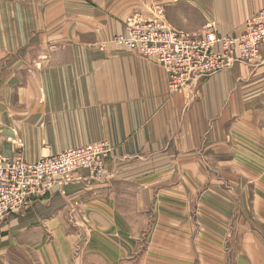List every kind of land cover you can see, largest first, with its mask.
Segmentation results:
<instances>
[{
    "label": "crops",
    "instance_id": "0c3cea01",
    "mask_svg": "<svg viewBox=\"0 0 264 264\" xmlns=\"http://www.w3.org/2000/svg\"><path fill=\"white\" fill-rule=\"evenodd\" d=\"M262 9L264 0H0V158L112 148L103 180L81 171L10 221L14 247L59 256L46 264H264L261 230L246 228V160L264 153L251 146L264 137V52L172 92L164 68L113 43L131 18L239 36Z\"/></svg>",
    "mask_w": 264,
    "mask_h": 264
},
{
    "label": "built area",
    "instance_id": "2783aa9c",
    "mask_svg": "<svg viewBox=\"0 0 264 264\" xmlns=\"http://www.w3.org/2000/svg\"><path fill=\"white\" fill-rule=\"evenodd\" d=\"M113 43L164 68L170 90L178 92L236 65L261 63L264 9L245 22L239 36L219 35L214 25L199 33H189L160 18L130 19L125 33L115 36ZM111 152L107 142H97L37 160H28L23 154L0 158V230L54 191H63L83 180L81 171L89 172V180H103Z\"/></svg>",
    "mask_w": 264,
    "mask_h": 264
},
{
    "label": "rangeland",
    "instance_id": "374dc122",
    "mask_svg": "<svg viewBox=\"0 0 264 264\" xmlns=\"http://www.w3.org/2000/svg\"><path fill=\"white\" fill-rule=\"evenodd\" d=\"M153 18H160V17H152V18H131L136 20H147ZM130 20V19H129ZM128 20V21H129ZM127 21V22H128ZM251 146L256 148H262L264 152V137L263 142L258 143L255 145L251 143ZM261 153H255L254 158L247 157L246 160V167H247V179H248V188H247V202L248 206L246 208V215L248 217L249 223L246 224L247 231H254L258 230L261 232L263 237V246H264V153H263V160L260 163V156ZM256 157H259V163L256 162ZM256 163L258 165H256ZM257 197L263 198V203L259 208H256L255 199ZM261 216L263 222L260 221L257 216ZM262 222V223H261ZM4 230H0V264H46L52 263L59 259V256L56 255H49L45 254L42 255L38 253V255H29L26 254L22 249L18 247H14L15 240L14 237L10 235L9 232L4 233ZM3 232V233H2ZM6 234V235H5ZM78 243V242H77ZM40 251V250H39ZM38 251V252H39ZM28 252L30 249L28 248ZM234 256H231V262ZM235 259V258H234ZM68 262L69 259H68ZM72 264H79L73 263Z\"/></svg>",
    "mask_w": 264,
    "mask_h": 264
}]
</instances>
